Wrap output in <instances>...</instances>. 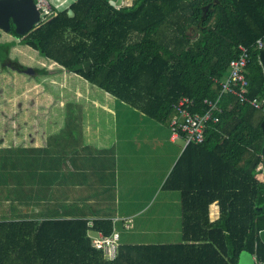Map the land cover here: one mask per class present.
<instances>
[{
  "label": "trees",
  "instance_id": "obj_1",
  "mask_svg": "<svg viewBox=\"0 0 264 264\" xmlns=\"http://www.w3.org/2000/svg\"><path fill=\"white\" fill-rule=\"evenodd\" d=\"M11 26L9 33L17 41H0L1 67L17 61L9 56L12 46L26 45L169 127L180 97L193 99L191 109L203 112V100L217 96V80L226 74L237 45L264 39V0H132L119 8L109 0H74L24 35ZM34 70L35 77L50 73L45 67ZM245 75L247 96L263 98L256 49L251 48ZM29 86L39 88L32 78ZM220 106L219 120L208 125L204 141L186 145L163 183L164 189L181 194L179 242H122L110 260L90 238L96 231L111 234L110 219H18L4 214L0 264H237L241 251L264 264V244L258 237L264 229V178L256 177L263 162L264 113L231 94L222 96ZM77 109L69 104L66 110L71 137L80 124ZM15 154L0 150V169L17 165ZM185 159L189 167L184 182ZM9 176L3 174L7 180ZM215 201L219 216L210 221L209 205Z\"/></svg>",
  "mask_w": 264,
  "mask_h": 264
},
{
  "label": "crops",
  "instance_id": "obj_2",
  "mask_svg": "<svg viewBox=\"0 0 264 264\" xmlns=\"http://www.w3.org/2000/svg\"><path fill=\"white\" fill-rule=\"evenodd\" d=\"M0 41L17 39L0 29ZM18 48L33 56L31 48L16 43L9 50L10 58H14ZM74 93L78 103H70L69 99L66 106H81L76 137H71L66 127L65 110L58 128L52 124L51 113L52 126L45 137L29 133L30 137H15L12 144L0 139V150H15L18 158L17 165L0 169V216L110 219L118 232L120 227L134 226L132 215L142 210L134 207L152 206L158 198L163 200L159 206L173 200L180 209V191L166 190L163 183L186 147L182 137H172L168 126L105 91L81 88ZM255 116L260 117L258 112ZM61 130V137H56ZM37 132L40 133L39 128ZM27 159H31V164ZM188 167L185 159L181 178L184 182ZM4 173H10L8 180ZM256 177L264 178L263 168L257 170ZM208 215L210 221L218 218L217 201L209 205ZM129 219L131 226L126 228ZM178 220L180 227L176 232L181 234L180 210ZM130 237L119 233L124 243H132Z\"/></svg>",
  "mask_w": 264,
  "mask_h": 264
},
{
  "label": "rangeland",
  "instance_id": "obj_3",
  "mask_svg": "<svg viewBox=\"0 0 264 264\" xmlns=\"http://www.w3.org/2000/svg\"><path fill=\"white\" fill-rule=\"evenodd\" d=\"M72 1L50 0V3L56 10H60L66 8ZM125 3L130 5L132 0H125L123 5ZM192 32L193 30H190V34ZM20 50L18 48V53L14 52L13 59H17L20 63L33 68L45 67L50 73L35 77L16 71L18 74H22V78L17 77L12 69L7 66L3 68L0 65V139L1 142H8V144H12L15 137H30L31 133L33 136L45 137L50 133V130L47 131L52 124L58 128L62 124L63 113L67 110L68 100L70 99V103L73 104L78 103L75 91L81 88L87 89V91L98 90L100 93L103 91L79 75L61 69L59 65L53 62L42 65L41 59L43 57L34 52L33 49L29 50L33 53V56ZM30 78L36 80L39 88L29 86ZM67 91H70V94H67ZM89 96H92V94ZM80 107L77 111L81 112ZM51 113H53L52 116ZM50 116L52 124L50 123ZM258 116H260L259 112ZM38 128L39 134H37ZM4 137L5 141L3 140ZM162 201L158 198L152 206L134 207L135 210L142 208L141 212L132 215L135 220L134 226L129 229L120 227L118 232L131 236L129 241L132 243L180 241V231L179 233L176 232V229L178 230L180 227V221H176V215L179 214L180 210L179 205H176L173 200H166L167 205L159 206ZM159 208L161 209L159 210ZM169 231L171 232L169 233ZM176 233L179 237H176ZM122 242L123 239L120 238L118 243Z\"/></svg>",
  "mask_w": 264,
  "mask_h": 264
},
{
  "label": "built area",
  "instance_id": "obj_4",
  "mask_svg": "<svg viewBox=\"0 0 264 264\" xmlns=\"http://www.w3.org/2000/svg\"><path fill=\"white\" fill-rule=\"evenodd\" d=\"M125 0L122 5H116L119 8L124 6ZM36 8L40 14V21L37 26L56 14L57 10L51 5L50 0H35ZM126 5V3H125ZM264 47V39L258 38L251 45H244L242 43L237 45L236 56L231 58L228 63L226 74L217 80L219 84V92L214 99L205 98L203 103L206 108L203 112L193 111L191 108L194 106V100L187 97H180L174 104L175 113L172 116L169 129L172 137H182L184 145L193 143L199 144L204 141V133L210 123H216L219 120L218 114L222 111L220 106L221 98L224 94L233 95L240 103H248L255 109L264 113V97L263 98H249L248 79L246 78V65L250 59L251 48L259 51ZM264 170V161L259 163L258 169ZM91 221L88 226H91ZM131 226V219L127 220L126 228ZM91 245L102 251L107 259H114L117 255V247L119 240V233L115 230L109 235H105L100 231L90 234Z\"/></svg>",
  "mask_w": 264,
  "mask_h": 264
},
{
  "label": "water",
  "instance_id": "obj_5",
  "mask_svg": "<svg viewBox=\"0 0 264 264\" xmlns=\"http://www.w3.org/2000/svg\"><path fill=\"white\" fill-rule=\"evenodd\" d=\"M123 0H109L113 6L120 5ZM206 8V7H204ZM40 21V14L35 5V0H0V29L10 32L14 27L16 34L24 35L34 29ZM258 61L263 69L264 75V47L258 51ZM8 68L24 73L34 75L36 72L33 67L26 66L18 60L13 64H9ZM261 130L264 133V117L260 121ZM261 157L264 161V137L262 140ZM260 241L264 244V229L258 232ZM237 264H256L255 255L247 251H241Z\"/></svg>",
  "mask_w": 264,
  "mask_h": 264
}]
</instances>
